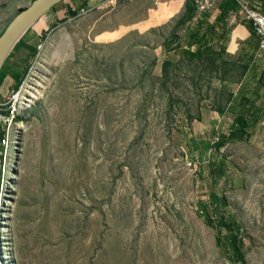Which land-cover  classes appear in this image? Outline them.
I'll return each mask as SVG.
<instances>
[{
    "label": "rangeland",
    "instance_id": "rangeland-1",
    "mask_svg": "<svg viewBox=\"0 0 264 264\" xmlns=\"http://www.w3.org/2000/svg\"><path fill=\"white\" fill-rule=\"evenodd\" d=\"M33 1L0 0V36ZM169 1L84 17L61 5L22 37L0 97L17 100L0 147L1 264H233L236 232L245 264H264V63L245 79L225 54L179 62L165 42L187 40L180 16L154 19Z\"/></svg>",
    "mask_w": 264,
    "mask_h": 264
},
{
    "label": "crops",
    "instance_id": "crops-1",
    "mask_svg": "<svg viewBox=\"0 0 264 264\" xmlns=\"http://www.w3.org/2000/svg\"><path fill=\"white\" fill-rule=\"evenodd\" d=\"M124 1L125 0H65L49 12L52 14H58L60 11L58 8L62 5L61 9L63 13L69 12L71 15L75 14L76 16L82 9L89 10L91 12L100 5H102L101 8L106 7L109 9L112 8L110 6H114L113 8L116 9L118 4ZM185 1L186 0H170L163 6V8H160V12L157 14V16L163 15L159 17L155 16L154 19H157L160 22H164L163 19H165L166 22L167 20L170 21L171 19L177 18L178 16L181 18L185 12ZM224 1L225 0H218L216 10L214 11L215 16L211 17L207 14V12H204L201 15V18L198 19L197 23L192 21L186 24L181 30L186 34L187 40H183L180 45L174 46L168 53L176 52L180 55L181 51L186 49L191 50L192 52L199 51L202 53L207 51L213 52L216 55L225 54V57L229 56L232 61L245 66L243 78H257L262 73V68L260 69L258 66L264 63V60H255L253 57L254 52L257 49V38L253 34L250 22L238 17V7L234 11H229V14L227 13V15L224 17H221L220 13L224 8ZM237 1L246 3L249 7L259 11L264 15V0ZM47 14H45L43 17H45ZM51 18H54V14L51 16ZM103 35L111 34H102L101 36ZM30 38L31 34L25 40H22L19 48L15 51H19L30 45ZM15 51L13 56L8 61L6 60V63L3 67L4 71L0 82V97L4 96L8 90L10 80L12 79L6 69L8 63L11 60H14V57L16 56ZM212 113L216 114L217 116H223L225 111L223 113Z\"/></svg>",
    "mask_w": 264,
    "mask_h": 264
},
{
    "label": "trees",
    "instance_id": "trees-1",
    "mask_svg": "<svg viewBox=\"0 0 264 264\" xmlns=\"http://www.w3.org/2000/svg\"><path fill=\"white\" fill-rule=\"evenodd\" d=\"M184 6H185V12L177 23V26L180 28H183L186 24L192 22L196 16V5H195L194 0H186ZM223 7L224 8L220 13L221 17H224L225 15H227V13L229 14V11H234L237 7L239 8V3L237 0H225L223 2ZM72 14H74V13H72ZM20 43H21V41L15 46L13 52L8 57L7 61L13 56L14 51L19 48ZM176 45L177 46L179 45V36H177V33L174 32L170 36V38H168L166 40L165 48L169 52ZM214 55H215V57H214ZM220 56H221L220 54L216 55L213 52H207L206 51V52L201 53L199 51L192 52L191 50L185 49V50L181 51L179 62L187 60V61H190L192 63L193 62L194 63H201V62H204L205 60H207L214 66V68H216V67H218V66H216V61H217L216 57L220 58ZM220 63L221 64L223 63L226 65V62H224L223 60H221ZM172 65H173V63L170 60H165L163 62V64H162L163 77H165V75L168 73L169 67H171ZM241 67L243 69H245V66L241 65ZM3 71H4V68H3L1 75H0V82H1ZM225 71L226 70H223V72H225ZM214 111L217 113H223L224 112V110L221 107H216ZM246 123H247L246 119L243 116H238L236 118V124L239 126V129L243 130L247 126ZM229 135L233 137L236 134L230 133ZM1 137H2V134H0V138ZM223 139H225V137H223L221 139V141L217 142L218 143V144H216L217 147L219 145H222ZM213 202H215L214 199L210 203V205H212ZM223 202H225L224 199H223ZM213 207H214L213 211L215 212L214 213L215 216L206 215V222L208 225H213V222H215V217H217V215H216L217 207L216 206H213ZM202 208L204 210H207L208 205L203 204ZM219 221H221V220H219ZM219 225L223 226V228L226 231L233 232L234 226L236 225V223L235 222L224 223L221 221V223ZM241 246H242V239L239 238V236L237 235V232L235 235H233V237H230V236L225 237V245H224L223 249H224V252L226 253L227 259L231 263H233V264H245L244 256H243V253L241 251Z\"/></svg>",
    "mask_w": 264,
    "mask_h": 264
},
{
    "label": "built area",
    "instance_id": "built-area-1",
    "mask_svg": "<svg viewBox=\"0 0 264 264\" xmlns=\"http://www.w3.org/2000/svg\"><path fill=\"white\" fill-rule=\"evenodd\" d=\"M196 5V16L193 22L197 23L198 19L204 12H207L212 6L213 0H194ZM239 13L244 20L250 22L254 36L257 38V49L254 52L255 60H264V15L259 11L249 7L246 3L238 1ZM90 13L89 10L82 9L78 12L76 17H84ZM4 100L0 98V147H8L9 130L16 120L17 109L16 101L3 103ZM218 141V138L216 139Z\"/></svg>",
    "mask_w": 264,
    "mask_h": 264
},
{
    "label": "water",
    "instance_id": "water-1",
    "mask_svg": "<svg viewBox=\"0 0 264 264\" xmlns=\"http://www.w3.org/2000/svg\"><path fill=\"white\" fill-rule=\"evenodd\" d=\"M63 1L65 0H34L14 17L0 36V74L15 46L32 25Z\"/></svg>",
    "mask_w": 264,
    "mask_h": 264
}]
</instances>
